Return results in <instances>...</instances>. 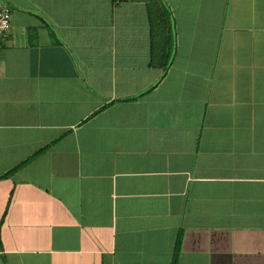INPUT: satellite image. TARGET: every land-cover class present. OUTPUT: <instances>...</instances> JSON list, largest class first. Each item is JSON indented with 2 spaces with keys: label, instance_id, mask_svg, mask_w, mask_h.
Listing matches in <instances>:
<instances>
[{
  "label": "crops",
  "instance_id": "obj_1",
  "mask_svg": "<svg viewBox=\"0 0 264 264\" xmlns=\"http://www.w3.org/2000/svg\"><path fill=\"white\" fill-rule=\"evenodd\" d=\"M0 4V264H264V0Z\"/></svg>",
  "mask_w": 264,
  "mask_h": 264
},
{
  "label": "built area",
  "instance_id": "obj_2",
  "mask_svg": "<svg viewBox=\"0 0 264 264\" xmlns=\"http://www.w3.org/2000/svg\"><path fill=\"white\" fill-rule=\"evenodd\" d=\"M12 12L7 5L0 4V47L10 37Z\"/></svg>",
  "mask_w": 264,
  "mask_h": 264
}]
</instances>
